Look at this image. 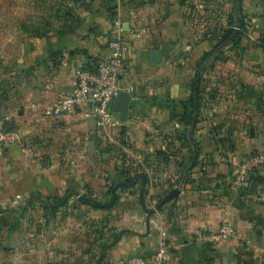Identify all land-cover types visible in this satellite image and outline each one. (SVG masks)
Returning <instances> with one entry per match:
<instances>
[{
    "label": "crops",
    "instance_id": "obj_1",
    "mask_svg": "<svg viewBox=\"0 0 264 264\" xmlns=\"http://www.w3.org/2000/svg\"><path fill=\"white\" fill-rule=\"evenodd\" d=\"M218 1L210 13L220 12L221 27L240 19L244 30L236 43L226 41L212 66L201 59L214 45L208 31L213 20L210 13L189 20L187 0H114L113 14L107 7L84 11L83 21L108 24L102 34H0V122L19 131L28 148L0 147V227L11 217L4 197L56 194L71 181L67 171L56 170L59 146L68 151L81 138L84 152V136L89 143L96 133L103 140L113 133L139 161L149 159L147 175L139 177L160 182L161 209L150 212L139 243L133 245L137 235H130L145 264H264V165L249 170V184L236 178L240 162L264 151V0ZM15 2L0 0V14L24 5ZM191 2L204 7L201 0ZM117 36L128 44L120 85L135 100L124 119L117 113L119 128L99 129L80 109L48 116L52 102L73 88L79 66L104 55ZM152 49L161 52L159 63L150 62ZM198 74L206 78L197 87L195 79L200 99L193 128L180 119L181 102ZM223 222L233 227L229 239H201ZM162 242L165 252L158 257Z\"/></svg>",
    "mask_w": 264,
    "mask_h": 264
},
{
    "label": "rangeland",
    "instance_id": "obj_2",
    "mask_svg": "<svg viewBox=\"0 0 264 264\" xmlns=\"http://www.w3.org/2000/svg\"><path fill=\"white\" fill-rule=\"evenodd\" d=\"M113 3L114 0H24V5L4 9L9 11L5 17L0 14V34H102L108 24H90L83 21L81 14L105 7L113 14ZM220 5L218 0L207 1L197 10L187 0L185 13L189 20H195L198 15L208 17L210 9ZM211 13L213 21L207 26L209 39L215 44L225 27L220 25V12ZM106 136L111 139L103 140L96 133L89 143L90 137L84 136V152L79 148L81 138L77 142L73 139L68 151L59 146L56 170L63 175L67 171L72 178L69 176L71 181L62 183L56 194L26 192L4 197L2 206L11 217H6L0 227V264H133L137 258L146 261L145 256L135 253L133 245L142 240L139 234L146 232L150 212L161 209L160 182L150 176L139 177L147 175L145 165L149 159L143 156L139 161V154L129 148L125 139L119 142L113 133ZM30 141L26 142L32 144ZM64 188H68V194ZM130 235H137L133 245ZM119 242H124L125 251L120 252L123 245Z\"/></svg>",
    "mask_w": 264,
    "mask_h": 264
},
{
    "label": "built area",
    "instance_id": "obj_3",
    "mask_svg": "<svg viewBox=\"0 0 264 264\" xmlns=\"http://www.w3.org/2000/svg\"><path fill=\"white\" fill-rule=\"evenodd\" d=\"M239 29L238 26H233ZM127 41L117 36L108 42L107 51L96 60L85 62L79 66L75 74L73 88L56 98L45 113L50 117H59L77 109L83 110L85 116L94 120L96 127L103 130L119 128L122 121L117 116L114 104L121 91L120 75L124 69V53ZM119 114V113H118ZM17 145L28 149L19 131L9 128L0 122V147ZM264 165V151L257 152L244 159L237 166L236 178L242 184H249V170ZM234 234L230 222H223L216 231L204 233L201 239L208 242H219L229 239ZM165 244L161 243L158 257L165 252ZM133 264H145L141 259H133Z\"/></svg>",
    "mask_w": 264,
    "mask_h": 264
},
{
    "label": "trees",
    "instance_id": "obj_4",
    "mask_svg": "<svg viewBox=\"0 0 264 264\" xmlns=\"http://www.w3.org/2000/svg\"><path fill=\"white\" fill-rule=\"evenodd\" d=\"M233 26H238L239 29L236 30L233 28ZM243 30H244V23L240 19H238L234 24L230 23L228 27L224 29L222 28L221 29L222 35L220 36L219 40L213 45V47L208 52H205L204 55L202 56L201 65L209 63V65L212 66L214 61L217 59L222 47L225 45L226 41L233 40L236 43L239 40L241 35L240 33H242ZM232 36H234V38H232ZM97 58L98 57L94 56L91 59H89V62L94 61ZM195 79L196 77H194L192 81L193 89L191 95L186 100L181 102L183 110L182 113L180 114L181 121L190 124L193 128L196 126L198 122L197 114L195 112H197L196 101L199 102L200 99L199 89L197 90L196 93L194 91ZM8 127L13 128L11 125H9ZM83 201L87 203L88 200H83Z\"/></svg>",
    "mask_w": 264,
    "mask_h": 264
},
{
    "label": "water",
    "instance_id": "obj_5",
    "mask_svg": "<svg viewBox=\"0 0 264 264\" xmlns=\"http://www.w3.org/2000/svg\"><path fill=\"white\" fill-rule=\"evenodd\" d=\"M149 60L151 63H159L161 61V52L157 49H152L149 51ZM200 74L196 78V87L199 83ZM135 100L131 98V95L127 91H121L117 101L114 104V109L119 113L122 119L125 118L127 109L130 105H134ZM145 179L144 177H142Z\"/></svg>",
    "mask_w": 264,
    "mask_h": 264
}]
</instances>
